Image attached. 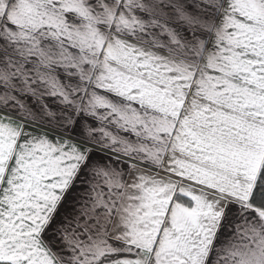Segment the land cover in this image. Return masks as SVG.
<instances>
[{
    "label": "snow or ice",
    "instance_id": "snow-or-ice-1",
    "mask_svg": "<svg viewBox=\"0 0 264 264\" xmlns=\"http://www.w3.org/2000/svg\"><path fill=\"white\" fill-rule=\"evenodd\" d=\"M0 264H264V0H0Z\"/></svg>",
    "mask_w": 264,
    "mask_h": 264
}]
</instances>
